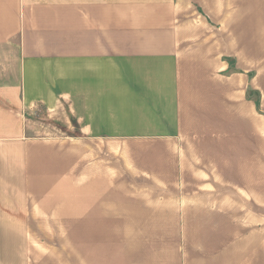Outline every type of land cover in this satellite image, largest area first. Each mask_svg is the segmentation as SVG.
Returning <instances> with one entry per match:
<instances>
[{
  "label": "crops",
  "instance_id": "crops-1",
  "mask_svg": "<svg viewBox=\"0 0 264 264\" xmlns=\"http://www.w3.org/2000/svg\"><path fill=\"white\" fill-rule=\"evenodd\" d=\"M216 34L264 42V0H0V264H225L250 240L228 204L123 199L183 191Z\"/></svg>",
  "mask_w": 264,
  "mask_h": 264
},
{
  "label": "rangeland",
  "instance_id": "rangeland-1",
  "mask_svg": "<svg viewBox=\"0 0 264 264\" xmlns=\"http://www.w3.org/2000/svg\"><path fill=\"white\" fill-rule=\"evenodd\" d=\"M216 36L218 39L210 42L217 45L218 53V63L213 66L219 80L217 95L212 97L215 105L201 117L194 114L199 128L179 139L181 176L174 186L183 191L162 192L151 188L149 179L137 177L133 182L147 190L123 193V199L175 200L178 196L187 201L228 204L244 222L247 217L250 240H235L233 256L226 257L225 264H264V247L258 242L259 236H264V49L259 48L264 42L235 40L233 48H225L223 34ZM227 51L235 54L223 57L221 53ZM222 60L228 65L221 64ZM58 128L62 133L76 132L72 126ZM148 228L150 238L160 236L161 225ZM241 250H249V256L237 258Z\"/></svg>",
  "mask_w": 264,
  "mask_h": 264
}]
</instances>
